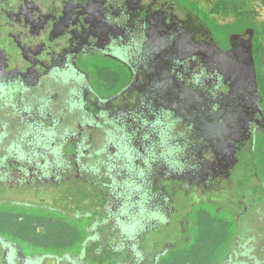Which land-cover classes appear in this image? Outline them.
Returning <instances> with one entry per match:
<instances>
[{
    "label": "flooded vegetation",
    "instance_id": "flooded-vegetation-1",
    "mask_svg": "<svg viewBox=\"0 0 264 264\" xmlns=\"http://www.w3.org/2000/svg\"><path fill=\"white\" fill-rule=\"evenodd\" d=\"M263 39L193 0H0V192L61 200L34 238L64 240L0 264H264Z\"/></svg>",
    "mask_w": 264,
    "mask_h": 264
},
{
    "label": "rangeland",
    "instance_id": "rangeland-1",
    "mask_svg": "<svg viewBox=\"0 0 264 264\" xmlns=\"http://www.w3.org/2000/svg\"><path fill=\"white\" fill-rule=\"evenodd\" d=\"M196 4L200 5L202 9L206 11H211L215 14L216 19L219 22L225 23V25H229V23L239 20H243L247 23L257 25L260 29H262V33L264 34V0H193ZM264 41V39H263ZM261 77L263 79L264 84V58L261 60L259 64ZM259 159V156H257ZM259 175V174H258ZM262 175V174H261ZM264 181V180H263ZM3 193L0 192V199H6L5 204L6 206L0 207L1 211H11V212H19L23 214L28 220L30 217L34 219V223L28 227L27 231L21 230L19 232L15 231L16 237H19V242L21 245H25L27 242H31L32 240L27 239L28 235L31 234L33 231L35 234L44 235L47 233L45 228L42 226V219L43 217L47 218H60V213L54 212V207L58 208L61 206V200L53 199L54 197L51 195H44V194H36V195H22L20 193L8 192ZM8 200H19V205H12ZM2 206V205H0ZM61 209V208H60ZM60 212V210H58ZM84 219H80L79 223ZM16 221H19L17 219ZM30 223V221H28ZM73 222V223H72ZM9 221L5 223H1L3 227L0 229V236L1 238H8L12 235V231L14 229L13 226H9ZM71 225H76L75 221L71 220ZM35 224V225H34ZM70 225V226H71ZM77 226V225H76ZM35 228V229H34ZM79 228V227H78ZM60 230H64L59 228ZM64 233L69 234L70 236H66L69 240H73L75 236H71L70 233L73 234L72 230L66 228ZM32 235V234H31ZM31 237H36L32 235ZM63 233L57 230V235H52L46 237V239H42L44 241L36 242L38 246L42 244V246H53L55 247L58 244H63L64 240ZM66 239V240H67ZM73 244L78 245L79 241L73 242ZM23 245V246H24ZM55 245V246H54ZM35 246L25 247L24 249L26 253L30 254L32 251H39ZM74 246V245H73Z\"/></svg>",
    "mask_w": 264,
    "mask_h": 264
},
{
    "label": "trees",
    "instance_id": "trees-1",
    "mask_svg": "<svg viewBox=\"0 0 264 264\" xmlns=\"http://www.w3.org/2000/svg\"><path fill=\"white\" fill-rule=\"evenodd\" d=\"M262 81H263V79H262ZM19 218H22V219L20 221H16ZM7 221L10 222L9 226L11 225V226L14 227V229L12 231V235L9 238L13 239V240H18V241H20L19 237H16L18 235H15L14 230L19 232L20 229L21 230H25L26 229V231H27V229L31 225V223L33 224L35 222L33 218L30 217V220H28L25 216H23V214H20L19 212L10 213L8 211H1L0 212V229L3 227V225L1 223H5ZM28 221H30V223ZM31 234L34 235L35 232L33 231ZM31 234L28 235L27 239L32 240L31 242L36 244V242H38V241L34 237H31L32 236Z\"/></svg>",
    "mask_w": 264,
    "mask_h": 264
},
{
    "label": "water",
    "instance_id": "water-1",
    "mask_svg": "<svg viewBox=\"0 0 264 264\" xmlns=\"http://www.w3.org/2000/svg\"><path fill=\"white\" fill-rule=\"evenodd\" d=\"M252 83H253V85L254 86H256V80H255V74H254V72L252 73ZM180 99H181V101H182V103H183V97H180ZM185 99V98H184ZM187 101H188V99H186ZM186 100H184V102L186 101ZM189 102V101H188ZM188 104V103H187ZM183 106H185L184 104H182Z\"/></svg>",
    "mask_w": 264,
    "mask_h": 264
}]
</instances>
